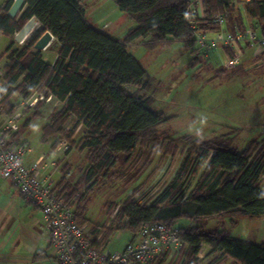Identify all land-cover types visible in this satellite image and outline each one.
Here are the masks:
<instances>
[{
    "label": "trees",
    "instance_id": "obj_1",
    "mask_svg": "<svg viewBox=\"0 0 264 264\" xmlns=\"http://www.w3.org/2000/svg\"><path fill=\"white\" fill-rule=\"evenodd\" d=\"M23 1L21 11L14 18L7 15L12 0L0 7V34L10 39L3 56L9 54L15 45L14 35L29 19L34 18L40 29L25 41L19 52L8 55V63L3 66V79L8 88L1 102L12 112L18 108L7 104L13 93H20L26 100L35 90L39 92L45 87L61 108L54 115L53 124L44 126L41 141L57 133L59 121L66 118L72 117L75 124L85 128L80 150L85 151L89 166L73 187L64 184L59 194L66 192L62 196L64 201L96 181L98 176L105 178L117 164L127 168L138 154L139 146L158 141V128L167 120L162 113L150 109L152 98L142 95L147 87L145 72L127 53L128 46L139 40L147 49L179 43L193 56L194 65L199 55L214 53V50L203 52L199 46L195 48L198 34L218 31L215 16L225 13L230 17L234 5L242 8L251 29L264 41V0H113L117 9L136 25L122 40L96 30L86 21L83 0ZM235 23L229 31L245 29L241 17ZM44 32L54 38L56 58L52 64L44 62L41 51L34 50ZM223 53L227 59L233 57V51L227 48ZM259 58H264V50L255 60ZM230 72L235 74L242 69L236 66ZM218 73L227 74V69L220 66L214 77ZM125 87L134 90L127 92ZM19 132L18 129L12 140ZM71 132L61 140H67ZM166 138L164 141L172 145L174 139ZM61 140L56 139L52 146ZM178 140L188 141V136ZM231 141L228 135H221L191 147L170 183L155 198L141 204L136 198L138 189L132 191L117 206L115 227L92 225V230L96 233L103 230V241L116 231L135 235L142 225L165 224L177 229L186 246L183 257L182 249L179 250V264H196L198 255L205 253V246L208 247L205 256L216 255L213 264L224 259L234 264H264V243L238 240L224 231L205 232L197 224L214 217L257 219L264 216L261 188L264 141H251L242 150L232 147ZM138 174L132 181H136ZM195 177L197 180L191 185L189 181ZM89 190L86 187L85 191ZM85 210L81 205L77 208L79 224L89 223ZM179 220L193 225L176 226ZM167 256L166 252L150 264H163Z\"/></svg>",
    "mask_w": 264,
    "mask_h": 264
},
{
    "label": "rangeland",
    "instance_id": "obj_2",
    "mask_svg": "<svg viewBox=\"0 0 264 264\" xmlns=\"http://www.w3.org/2000/svg\"><path fill=\"white\" fill-rule=\"evenodd\" d=\"M3 1L0 0V7L4 5V3L2 5ZM82 6L86 21L96 30L101 29L105 24L104 27L107 29L103 32L110 37L123 38L136 26L117 9L113 0H83ZM240 17L245 28H251L242 8L234 5L230 17L227 14L225 29L229 31ZM39 29L40 26L37 24L23 42L15 43L8 53L19 52L24 47L25 41ZM9 41V38L0 34L1 73H3L2 64L8 63L9 54L5 57L3 53ZM195 48H198L197 43ZM223 49L218 48L208 56L199 55L198 62L192 65L193 56L179 43L147 49L139 40L127 47V53L139 62L145 72L144 81L147 87L142 95L151 97L153 103L150 109L155 113H162L167 120L158 128V141L139 146L138 154L127 168L119 163L105 178L98 176L96 181L86 186L89 187V192L85 191L86 187L78 190L85 193V198L83 200L79 198L76 213L79 205L86 207L84 216L90 223H85L88 228L93 229L92 225L115 227L113 219L117 213V206L136 189H138L136 198L141 204H146L155 198L170 183L186 152L193 146L198 147L200 143L221 135H228L232 139L231 146L238 150H242L251 141H264V58L256 61L255 56L260 53L255 52L256 47L241 45L238 48V55L241 57L239 67L242 72L232 74L229 69L227 74L218 73L214 77V72L227 59ZM54 51L55 47H52L41 53L44 62L50 64ZM257 64L261 65L256 67ZM125 89L127 92L134 90L132 87ZM46 97L33 109H27L18 121L19 133L29 144L31 153L44 149L49 152L50 146L40 141L41 131L44 126L53 124V117L61 108L59 104L54 106L52 99L45 101ZM24 101L22 95L15 92L7 100V104L19 107ZM33 112L40 116H33ZM28 118H31L30 122L33 120L30 126L24 125V121ZM65 128L68 129L66 132ZM58 129V132L53 133L48 139L54 137L61 140L63 136L65 137L64 134L72 131L67 139L73 152L71 158L79 169H84V166H88V161L85 156L80 155L82 150L79 147L83 141L85 128L81 124H75L74 119L66 118L59 121ZM183 136H188V141L178 140ZM164 137L174 139L172 145H168ZM27 155L29 154L25 157H28ZM59 155L65 158L62 154ZM81 169L76 176L80 175ZM136 174L139 175L138 178L132 181ZM196 177L189 181L191 185L196 182ZM261 188L264 191V174L261 177ZM70 200L65 202L68 203ZM197 224L205 232L224 231L238 240L252 244L264 243V216L257 219L214 217L198 221ZM186 225L191 226L193 222L179 220L176 223V226ZM107 241L108 251L121 252L127 243L136 242V238L127 231H118L110 234ZM181 249V257H183L186 246L183 245ZM206 250L208 251V247L205 248ZM166 252L168 256L163 264L180 263L177 249ZM215 256L202 259L196 264H213ZM218 264H229V262L222 260Z\"/></svg>",
    "mask_w": 264,
    "mask_h": 264
},
{
    "label": "built area",
    "instance_id": "obj_3",
    "mask_svg": "<svg viewBox=\"0 0 264 264\" xmlns=\"http://www.w3.org/2000/svg\"><path fill=\"white\" fill-rule=\"evenodd\" d=\"M226 18L225 13L215 16L214 23L218 26V31L207 35L198 34L197 43L203 52L215 51L218 48L233 51V57L222 63V66L229 70L240 63L239 46L246 44L255 46L257 50L255 52L261 53L264 50V41L259 40L257 32L251 28L229 32L225 29ZM3 78L4 75L1 73L0 178L11 182L25 203L40 210L45 219L41 230L48 233L49 244L58 264H150L162 253L183 247L184 243L177 229L159 223L142 225L134 235L136 242L127 243L121 252H110L101 247L103 230L96 233L88 228L87 224H79L76 219L77 204L85 193L77 192L68 203L65 202L53 189L52 181L42 176V171L48 168L55 172L57 170L55 163L45 161L41 156L32 166H27L24 157L31 149L23 144L10 146L8 143V134L17 133L18 121L25 111L42 102L45 95H47L45 101L51 100L52 96L47 93L45 87H42L39 92L35 90L14 111L8 112L1 102L8 88ZM22 85L26 86L25 83ZM67 130L64 129L65 132ZM58 147L63 152L71 148L66 139L61 140ZM65 176L67 178L69 174Z\"/></svg>",
    "mask_w": 264,
    "mask_h": 264
},
{
    "label": "crops",
    "instance_id": "obj_4",
    "mask_svg": "<svg viewBox=\"0 0 264 264\" xmlns=\"http://www.w3.org/2000/svg\"><path fill=\"white\" fill-rule=\"evenodd\" d=\"M6 1L8 0H4L2 5L3 3L5 4ZM104 26L106 25L103 24L99 31L103 32L107 29V27ZM125 36H123V38ZM123 38L115 37V39L119 40ZM53 43L54 38L43 51H48L54 47L55 45ZM55 58L56 50L54 51V57L50 64L54 62ZM2 65H6V63L4 62ZM53 102L54 106H56V104L60 105L57 101ZM32 109L30 110L33 111ZM26 112L27 111H25V113ZM28 119L24 121V124L30 126L32 125L33 120L27 124ZM13 135L15 134H8V143L10 146L23 143L26 147H30L20 133L12 140ZM55 140L56 139L52 137L45 141V144L50 146L49 152L47 149L35 153H31L30 151L28 153L29 155H27L28 157L24 158V162L27 166H32L41 156L45 158V161L54 162L57 170L54 172L50 168L45 169L42 171V176L43 178L50 179L53 183V189L57 194H60L65 183H68L69 186L73 187V185L78 182L83 172L87 170L89 164L88 166H82L84 169L80 168L82 171L80 172V175L76 176V173L79 172L80 169L77 164H74V160L71 158L73 152L71 150V152H63L58 147V144L52 146ZM59 154H62L65 158H61V155ZM80 155H82V157L85 156V151H81ZM67 174H69V176L66 178L65 175ZM91 183L92 182L88 183V185ZM65 193L66 192L60 196H64ZM44 224L45 219L40 210L29 203H25L17 188L11 182L0 178V264H58L55 259L54 251L49 244L48 233L41 230V228L44 227ZM107 242V239L103 240L101 247L106 249ZM205 248L206 246L204 247V252L206 253L207 250L205 251ZM205 253L202 252L198 255V262L210 257L205 256ZM225 260H227L229 264H234L230 259H224V261Z\"/></svg>",
    "mask_w": 264,
    "mask_h": 264
},
{
    "label": "water",
    "instance_id": "obj_5",
    "mask_svg": "<svg viewBox=\"0 0 264 264\" xmlns=\"http://www.w3.org/2000/svg\"><path fill=\"white\" fill-rule=\"evenodd\" d=\"M23 0H13L7 15L10 18H14L23 7ZM37 25V22L34 18L29 19L25 25L14 35L13 40L15 43L20 44L28 36V34L33 30ZM53 40V37L48 32H44L42 36L37 40L34 45L35 51H43Z\"/></svg>",
    "mask_w": 264,
    "mask_h": 264
}]
</instances>
